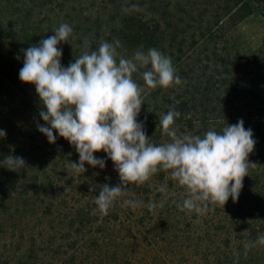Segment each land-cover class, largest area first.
Listing matches in <instances>:
<instances>
[{
	"label": "trees",
	"instance_id": "obj_1",
	"mask_svg": "<svg viewBox=\"0 0 264 264\" xmlns=\"http://www.w3.org/2000/svg\"><path fill=\"white\" fill-rule=\"evenodd\" d=\"M256 1L264 10V0ZM248 10L249 0H0V129L6 133L0 138V264H264V245L244 247L264 235V44L242 54L231 42ZM61 23L73 29L58 45L65 67L101 41H119L117 58L149 48L171 58L180 85L149 88L139 72L132 74L143 88L137 120L153 143L170 142L159 126L169 109L181 113L179 133L202 136L238 119L252 129L256 144L235 202L210 203L199 216L181 210L185 188L170 170H158L126 187L122 199L142 206L122 207L121 199L102 220L94 214L96 186L120 183L113 162L96 152L105 168L85 164L84 173H75L74 146L55 131L49 143L37 130L45 123L42 105L35 86L18 76L23 50ZM21 106L35 107L28 144L5 122ZM9 155L26 166L6 168ZM162 186L165 192L158 191Z\"/></svg>",
	"mask_w": 264,
	"mask_h": 264
},
{
	"label": "clouds",
	"instance_id": "obj_2",
	"mask_svg": "<svg viewBox=\"0 0 264 264\" xmlns=\"http://www.w3.org/2000/svg\"><path fill=\"white\" fill-rule=\"evenodd\" d=\"M72 31L69 24L61 23L52 31L54 35L24 49L18 76L21 82L35 86L42 105L39 116L45 123L37 124V130L49 143H55V131L74 146L78 161L70 165L75 173H84L85 164L103 170L106 160L96 157V152L103 151L113 162L120 183L96 186L99 194L93 197L94 214L102 220L127 196L129 183L143 184L158 170H170L172 179L185 188L186 197L177 204L181 210L199 216L210 203L225 205L229 197L235 202L251 164L247 157L256 144L252 129H246L244 121L238 119L202 136L179 133L175 120L181 113L169 109L159 118V126L170 142L153 143L144 124L137 120L143 88L132 74L139 72L149 88L180 85L182 80L171 58L156 48L137 50L131 58H117L119 41H101L95 50L83 52L65 67L58 45L67 42ZM5 135L0 129V138ZM6 162V168L13 171L26 166L20 156L9 155ZM158 191L166 189L162 186ZM121 206L135 209L142 202L122 199ZM256 245H264V235L244 247Z\"/></svg>",
	"mask_w": 264,
	"mask_h": 264
},
{
	"label": "rangeland",
	"instance_id": "obj_3",
	"mask_svg": "<svg viewBox=\"0 0 264 264\" xmlns=\"http://www.w3.org/2000/svg\"><path fill=\"white\" fill-rule=\"evenodd\" d=\"M249 4L251 10H248L249 13L232 30L231 35V42L242 54L250 53L264 44V10L256 0H249ZM33 101L35 102V92ZM16 117L19 118L17 125L14 123ZM8 119V124L15 128L17 137L22 135L24 143H29V137H35V107L28 110L21 106L16 114L7 113L5 122Z\"/></svg>",
	"mask_w": 264,
	"mask_h": 264
}]
</instances>
